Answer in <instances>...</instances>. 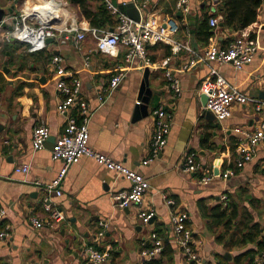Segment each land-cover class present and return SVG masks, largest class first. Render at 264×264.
I'll return each instance as SVG.
<instances>
[{
    "label": "crops",
    "instance_id": "1",
    "mask_svg": "<svg viewBox=\"0 0 264 264\" xmlns=\"http://www.w3.org/2000/svg\"><path fill=\"white\" fill-rule=\"evenodd\" d=\"M130 1L110 0L126 16L174 21L179 27L174 39L189 45L197 54L205 53L212 45L225 48L241 39L238 32L223 25L220 1L189 0L188 14L176 9V0H132L133 10L127 13L123 3ZM102 4L101 0L84 3L93 13ZM11 6V17L26 14L25 25L52 28L55 35L50 37L52 42L35 49L21 40L10 45L9 32L0 28V211L5 212L0 232L7 234L0 239V264H84L87 246L107 251V264H191L172 242L171 209L188 215L187 225L198 242L196 252L202 264H249V257L238 263L235 260L256 251L264 237V140L253 160L235 170L234 176L216 178L206 186L200 185L198 179L234 168L240 142L235 130L258 129L264 123V110L257 113L251 103L236 104L231 118L218 122L204 114L199 89L215 69L238 92L264 100V0L254 43L257 53L242 70L212 62L180 71L192 54L185 50L172 53L170 45L164 43L151 44L146 46L151 65L135 60L109 95V80L124 64L126 48L122 46L112 55L101 54L92 30H114L118 16L106 9L115 28L105 25L94 29L69 0H0V7ZM212 16L217 18L218 26L208 25L211 36L207 37L202 34V26ZM79 31L85 36L81 41L76 38ZM55 57L60 58L59 66L74 72L75 79L81 82L79 96L92 112L89 146L148 181L150 188L144 201L155 211L150 223L141 222L135 208L121 209L114 204L112 196L127 190L130 184L87 157L69 168L61 184V196L49 195L64 212L65 220L54 226L45 223L47 215L41 200L47 193L36 183L55 178L62 162L51 159L48 142L44 149L34 151L32 132L37 126H46L49 140L54 142L65 132L67 119L74 113L72 110L65 116L59 110L62 96L56 88L58 77L52 64ZM167 57L171 58L170 70L180 82L181 93L176 97L160 69ZM143 83L146 104L138 97ZM159 108L171 119L167 144L156 159L143 165L150 156L154 112ZM189 153L200 165L197 172L190 174L181 170ZM21 165H29L27 174L14 172ZM163 196L175 205L169 208ZM218 206L235 209L229 222V212L219 222L210 217ZM31 218L41 222L39 228L31 224ZM101 230L102 237L98 236ZM151 233L162 240L164 253L162 250L157 259L145 262L140 252L152 245ZM72 236L76 238L74 243L69 242ZM253 263L264 264L263 255H255Z\"/></svg>",
    "mask_w": 264,
    "mask_h": 264
},
{
    "label": "built area",
    "instance_id": "2",
    "mask_svg": "<svg viewBox=\"0 0 264 264\" xmlns=\"http://www.w3.org/2000/svg\"><path fill=\"white\" fill-rule=\"evenodd\" d=\"M105 8L114 16H118V25L113 32H100L92 30L95 38L96 49L104 55L115 54L120 47L126 48L124 64L117 68V72L109 80L107 95L111 94L120 82L125 78L135 60H140L145 66H149L150 60L147 57L146 46L157 43L170 45L172 53H178L185 50L192 54L182 66L180 71H188L200 64L215 62L219 65H230L233 69L240 71L244 66L250 64L253 57L257 53V46L246 42L244 38L236 39L225 48L212 45L203 54L195 53L191 47L174 39L179 30L177 23L172 20L149 17L134 21L113 6L110 0H101ZM221 1V0H213ZM176 9L182 14H188L190 11L189 0H176ZM15 30L22 32L20 40L32 45L35 49L41 48L45 38L53 37L55 34L52 28L44 29L42 25L34 28L24 24L27 15L23 14L14 18ZM211 28L218 26V20L214 16L208 20ZM9 33L7 34V36ZM6 36V37H7ZM83 32L76 34L77 41L84 39ZM170 57L162 60L160 69L168 83L169 88L176 97L180 95L181 88L179 78L169 68ZM60 58H53L52 64L56 67L55 74L58 77L56 88L62 96L59 106L61 114L67 116L68 112L74 111L67 119L65 132L56 139L52 145L50 156L53 161H61L62 167L58 174L50 182L36 183L47 195L41 200L43 211L47 215L45 223L49 226L57 225L65 220L64 212L55 205L50 199L51 194L56 197L61 196V184L65 179L71 166L77 164L81 158L87 157L92 159L96 164L113 172L117 177L126 180L130 187L122 190L112 196L114 204L121 209H136V217L144 224L149 223L155 217V211L148 207L144 201L145 195L150 188L148 181L137 171L128 169L121 164L116 163L110 157L96 152L89 146L88 124L90 122L92 112L88 104L80 98L79 90L81 82L75 79L74 72L67 71L59 66ZM264 84V80H263ZM199 92L206 95L207 101L203 107L205 112H209L218 122L225 121L232 116V107L234 105H244L251 103L255 112L264 110V100L252 99L245 94L238 92L235 88L228 85L227 81L215 69L210 71L209 77L205 78L200 86ZM102 99V96L99 97ZM170 116L159 108L154 112V130L150 140V156L148 160L143 161V165L156 159L160 152L167 144V138L170 132ZM240 137V142L236 147V159L234 168L229 169L221 174H210L202 176L198 179L200 185L206 186L212 180L221 178L226 180L230 176L235 175V170L242 169L246 164L250 163L256 155L259 144L264 140V123L260 124L258 129L254 131L236 129ZM50 137L49 130L46 126H37L33 129L31 144L34 151L45 148ZM200 165L195 162L194 154L189 153L185 157L181 170L185 173L197 172ZM30 170L29 165L17 166L15 173L27 174ZM165 204L172 208L175 202L163 196ZM222 199H225L223 197ZM5 212L0 211V220L4 217ZM188 215L181 211H172L169 216V222L172 229V242L176 244L187 261L191 264H202L196 250L198 242L192 237L191 230L187 223ZM31 224L39 228L41 222L37 218L30 219ZM101 227H105L104 223H100ZM7 229V227H5ZM104 231L101 230L98 236L102 237ZM6 231L0 232V239L6 237ZM152 245L140 252L143 261H151L158 258L161 254L164 244L156 233H151ZM86 260L84 264H107L109 261V253L107 251H99L93 246L85 248Z\"/></svg>",
    "mask_w": 264,
    "mask_h": 264
},
{
    "label": "trees",
    "instance_id": "3",
    "mask_svg": "<svg viewBox=\"0 0 264 264\" xmlns=\"http://www.w3.org/2000/svg\"><path fill=\"white\" fill-rule=\"evenodd\" d=\"M72 4L76 5L80 12L83 14L84 19L94 29H100L105 25H109L111 28H115L116 23L112 21V16L106 10L102 4L96 13L88 11L84 5L85 0H69ZM221 11L223 13V25L233 31L240 34L245 38L248 43L254 44L257 37V31L259 29V12L262 6V0H221ZM202 34L205 36H211L209 34L208 23L202 26ZM223 208V209H222ZM230 216L235 214L234 211L229 210V206H218L212 209L210 217L214 222L221 221L227 213ZM3 227L1 224L0 229ZM254 242L255 239L249 240ZM164 253V250H163ZM261 254L264 257V237L257 244L256 251H248L247 253L240 255L235 262L238 263L244 257H249V264H254V256ZM158 261H151L149 264H156Z\"/></svg>",
    "mask_w": 264,
    "mask_h": 264
},
{
    "label": "water",
    "instance_id": "4",
    "mask_svg": "<svg viewBox=\"0 0 264 264\" xmlns=\"http://www.w3.org/2000/svg\"><path fill=\"white\" fill-rule=\"evenodd\" d=\"M123 6L128 9L127 13H130L129 11H132L133 7H134L133 4H132V0L130 2H128V3H123ZM125 8L122 7L121 9L123 10ZM13 9H14V6H11L9 8L0 7V28L6 29L9 32L8 39H9L10 45H12V43L15 40H20L18 32L15 30V27H14L16 20L13 17H11L12 14H13V11H14ZM128 16H129V18L133 19L134 21H139L140 20L138 17H133L130 14H128ZM220 25H222V24H220ZM110 32H113V30H110ZM52 41H53V38H45L44 39V43L45 44H47L48 42H52ZM145 87H146V84L143 83L140 86L139 94H138V97L140 99H142V103L143 104H146V102H147L146 98H144V97L142 98L143 94H146L145 93ZM206 101H207L206 95L202 94L201 103L203 105H205ZM204 114L206 116H212L209 112H205ZM47 142L52 147L54 142L52 140H49V139H48ZM151 221L152 220H150L149 223ZM75 240H76L75 236H72L71 241H69V242L70 243H72V242L74 243ZM66 243H68V241H66ZM226 257H227V255H226Z\"/></svg>",
    "mask_w": 264,
    "mask_h": 264
},
{
    "label": "bare ground",
    "instance_id": "5",
    "mask_svg": "<svg viewBox=\"0 0 264 264\" xmlns=\"http://www.w3.org/2000/svg\"><path fill=\"white\" fill-rule=\"evenodd\" d=\"M18 35H19V37H21L23 35V33L22 32H18Z\"/></svg>",
    "mask_w": 264,
    "mask_h": 264
}]
</instances>
